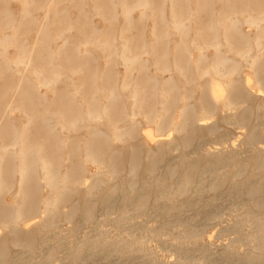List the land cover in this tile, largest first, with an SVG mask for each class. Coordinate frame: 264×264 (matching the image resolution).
I'll return each instance as SVG.
<instances>
[{
    "label": "bare ground",
    "instance_id": "1",
    "mask_svg": "<svg viewBox=\"0 0 264 264\" xmlns=\"http://www.w3.org/2000/svg\"><path fill=\"white\" fill-rule=\"evenodd\" d=\"M17 1L22 7L21 18L33 19V0ZM57 4L58 1H55L47 5L46 21L39 28L44 39L48 38L50 29L49 12H53ZM184 5L182 0H161L159 4L154 3V0H78L73 3L80 15L97 16L108 26L118 18L123 19V29L128 35H125L127 32L122 34L118 42L103 38L92 44L86 40L82 46H77V53L87 54L88 47L94 45L105 55L107 68L122 65L125 72L121 88L127 92V96L122 98L116 84L105 88L108 84L107 73L90 74L82 65L67 72L64 60L48 69L51 70L50 75L44 69L30 73L29 82L33 88L43 86L53 89L59 82L69 80L72 90L67 94L73 99L79 96L83 98L82 109L87 112V117L83 113L71 117L69 111L62 108L36 113L25 109L21 104L17 109L26 119V129H30L36 120L41 121L46 137L54 139V149L57 151L67 147L63 131L82 126L84 129L86 119L97 123L103 116L106 117L110 133L97 126L87 128L89 139L80 146L82 156L78 155L75 160L78 169L72 167L74 161L71 160L70 166L63 171L64 163L60 158L53 160L42 144L26 138L24 130L18 131L14 127L11 129L12 148L0 146V225L12 237V242L8 244L0 237V264L10 257L25 261L34 259L33 241L21 238L30 233L31 226H44L48 231H56L58 220L63 215H67L68 220L75 217V209L62 212L61 206L71 189L70 185H82V175H78V170L86 173L89 164L97 167V170L93 173L90 186L83 189L90 205L84 220L86 224L92 223L95 206L102 204L107 215L102 223L114 222L115 232L98 224L93 234H82L75 240H68L58 234L57 242L50 246V251L39 256L41 264H53L54 250L59 248L66 250L62 264H85L94 256L104 258L128 253L148 252V256H154L153 251L145 248L154 235L150 233L154 231L146 229L140 239L134 235L135 232L128 231V228L124 231L126 233H119L122 224L129 223L131 213L123 211L116 218L110 219L108 215L111 212L107 210L110 207L109 199L98 195L102 189H107L110 197L121 195L122 207L133 204L136 212L154 197L158 203L163 204L165 213L169 214L175 207L176 199L191 193L215 195L228 182L229 190L219 192V195H245L246 200L232 227L239 235L228 248L227 254H239L238 248L242 244L248 250L239 259V264L264 262V146H260L264 143V132L259 128V122H256L264 115V0H247L240 13L230 11L231 14L221 13L216 17L211 15L201 28L197 27L199 11L186 10ZM136 11L139 14L137 19ZM144 22L152 24V39L149 43L137 36L138 24ZM245 25L253 28V35L243 31ZM1 28L9 31L10 35L0 38V59L12 72L18 73L26 64L27 49L25 45H16L14 42L19 26L11 13L4 14ZM72 29L71 23L67 30ZM97 32L96 29L93 31L96 35ZM194 32L195 36L192 35ZM64 35L65 32H62L59 37ZM172 36L177 38L173 40ZM162 44L167 47L166 51L162 55H156V48ZM63 45H67V41ZM171 45L173 46L170 47ZM12 47L21 51V57L17 60L8 55ZM148 54L156 56L151 61ZM150 64L153 68H150ZM245 65L249 69V77H242ZM165 73L169 74L166 79L163 78ZM74 78L82 79V82L76 83ZM86 84L91 92L83 97ZM255 88L256 92L253 90ZM197 90L201 93L198 106L191 103ZM101 98L108 104L98 109ZM139 116L146 125H154L158 132L154 150L148 155L150 163L142 169L141 159L133 150L129 168L123 172V181L110 189L106 184L123 175L121 160L117 153L107 159L100 146H111L116 140L127 141L131 138L138 129ZM212 116L220 118L219 124L241 129L238 132L240 148H199L197 154L188 156L186 150L196 137L213 135L218 130V123L208 121ZM252 117L256 118L254 123L251 122ZM120 122L124 126H120ZM166 129L173 132L172 137L165 134ZM165 150H176L178 154L173 162L168 161L169 164L164 167L161 165L163 168L159 169L162 171L160 172L156 165L157 153ZM242 153L247 155L244 160L241 159ZM15 180L17 200L5 203L2 200L3 193L12 189ZM42 188L48 191V196L44 199H40L39 195ZM37 210H42L46 217L40 223L30 222L23 226L26 214ZM186 222L188 223L187 220ZM181 225L183 224L176 229L174 239V245L180 254L178 264H184L195 250L193 247H185L184 243H196L201 239V232L195 229L194 224V228L188 224ZM245 227L248 230L243 235ZM160 231L167 229L162 227ZM9 245L17 248L18 253L12 255ZM201 252L204 257H209L207 248H202Z\"/></svg>",
    "mask_w": 264,
    "mask_h": 264
},
{
    "label": "rangeland",
    "instance_id": "2",
    "mask_svg": "<svg viewBox=\"0 0 264 264\" xmlns=\"http://www.w3.org/2000/svg\"><path fill=\"white\" fill-rule=\"evenodd\" d=\"M55 1H58V4L53 12H49L50 16L48 18V23L50 22V29L47 36L48 38L44 39V36L39 32V28L41 24L46 21L45 15L47 12V5L49 3H54ZM77 1L78 0H33V4L31 6L33 19H22V7L19 1L0 0V38H2L3 35H10L9 31H5L4 29L2 30L1 28L2 24L4 23V14L6 12H9L15 17L16 23L19 26L18 31L14 36V42L16 43V45H25L27 49V53L25 54L26 64L25 66H23V68H21V73L12 72L6 66L5 62L0 59V146L3 145L5 147L12 148L10 134L13 127L18 131L24 130L27 133L26 138L30 141L42 144L46 149L48 155H52L53 160L54 158H60L63 161V171H65L70 166L69 162H71V160L74 161L73 163L71 162L72 167L78 169V164L75 163V160L77 159L78 155L82 156V150H80V146L89 139V132L87 128H93L97 126L98 128H101L110 133L106 117L103 116L100 122L97 123L95 121H90V119H86L84 122V129L82 126L81 128L75 130H64L63 137L67 142V147L62 148L59 151L55 150L54 139L52 137H46L44 128H42L41 126V121L36 120L34 125L30 127V129H26V119L22 112H20L17 108L21 104H23L22 106L25 109H30L36 113L43 112L46 109L62 108L67 109L71 117L77 115L78 113H83V116L87 117V112H85L84 108L82 109V105H84L83 98L79 96L73 99L69 94H67L68 91L72 90V86L69 80L59 82L53 89H46L43 86L33 88L32 83L29 82L30 73L34 70L39 69H44L46 72L48 69L56 67L58 65L56 63H61L64 60L66 67H68L66 69L67 72L69 71V69L76 68L82 65L85 66L90 74L94 73L103 75L104 73H107L108 84H106L105 88H110L116 84L117 90L119 91L122 98L125 99L127 96V92H125L121 88L124 81L123 77L125 72V69L122 65L119 64L117 66L114 65L111 68H107L105 65V55L103 54L101 49L94 47V45L88 47L87 54H81L83 52L77 53V46H82L81 44L86 40H89L92 44L97 43L103 38H109L111 40L113 39L118 42L122 34L127 32L125 31V29H123V19L118 18L112 24L113 26H108L103 22L102 19L97 16L91 17L88 15L86 17V15H80L73 6V3H76ZM160 1L161 0H154V3L159 4ZM186 1L187 4L185 3ZM206 1L182 0V4H185L184 6L186 10L188 9L199 11L200 17L198 19L199 25L197 24L198 28H201L211 15H214L216 17L220 16L221 13H240L244 8L245 3L247 2V0ZM168 10L169 8L167 6L166 11ZM138 16V11H136L135 19H137ZM71 23L73 24V29L68 31L67 29L69 28ZM138 25L139 35L137 36L149 43L152 39V24L150 22H144L139 23ZM95 29L98 31L97 35L93 33ZM243 31L251 35H253L254 33L253 28L247 25L243 27ZM62 32H65V35L60 38L59 35H61ZM125 35H128V32L125 33ZM192 35L195 36V32L192 33ZM176 38V36H172L173 40H175ZM64 41H67V45L65 46L63 45ZM172 46L173 45H171L170 47ZM166 49L167 47L164 44L158 46L155 50L156 55H162L166 51ZM20 52V50L12 47L9 50L8 55L10 56V58L17 60L21 57ZM156 55L148 54V58L152 61ZM150 68H153L152 64H150ZM47 73L48 75H50L51 70H48ZM168 76L169 74L165 73L163 75V78L166 79L168 78ZM243 76H250L249 69L246 67V65L244 66L242 71V77ZM74 79L76 83H80V81L82 80L77 78ZM84 90L85 93L83 97H87L89 95V92H91V89L86 84ZM253 90L255 92L257 91L256 88ZM200 94L201 93L199 90L195 91V95L191 100V103H194L198 106L197 101L200 97ZM48 99H50V101ZM107 104V101L101 98V100L98 101V109L105 107ZM138 119V121H140L138 124V129L136 133L127 141L116 140L111 146H100L107 159L115 153L120 156V167L122 173L127 171L129 168V165L132 161L133 150L136 151L141 159L142 169H145L150 163V159L148 158L149 152L151 150H154V141L158 139V132L156 131L155 126L149 124L146 125V123L141 120V117ZM208 121L211 123L219 124L220 122L218 121H220V118L218 116H212ZM255 121L256 118L252 117L251 122L254 123ZM256 122H259V128L264 132V115L260 118V120H257ZM120 126H124V123L120 122ZM240 130L241 129H233L231 126L221 123L219 124L216 133H214L213 135H209L210 137L208 135L202 138L196 137L192 142L191 147L186 150V153L188 154V156L192 157L193 154H197L199 150L203 148L230 149L232 146H234L239 149L240 141L238 138V132ZM165 134H170V137L173 136V132L170 129H166ZM226 139L228 140V142H225ZM260 146L263 147L264 143ZM176 152V150H165L163 152L157 153L156 165L158 170H161L162 166L164 167V165H167L168 161L169 163L173 162L175 160V156H177L178 154ZM174 153L176 154L174 155ZM246 156V153H242L241 159L244 160V157ZM203 162H205V160ZM217 167H219V165H217ZM96 170L97 167L91 164L87 165L86 173L85 171L78 170V175H82V185L80 186L81 188L78 186L75 187V184L72 183L70 185V191L65 195V201L61 206V210L62 212L64 210H66V212H71L72 209H75L77 213L72 220H68L67 215H63L58 220V229L56 231H48L44 228V226H31L29 228L30 233L27 236L21 237L25 239H31L33 241L34 259L25 261L19 260L18 258H16L15 260L13 259V257H10L7 258L3 264H41L42 261L39 256H43L50 251V246L57 242L58 234L67 237L68 240H75L76 237L79 238V236L81 237L82 234H93L95 227L98 224H103L105 229L115 232L114 222L109 221L107 223H102V220L107 216L105 213L106 209L102 206V204L99 205L98 203L97 206H95L92 223L86 224L84 220L85 213L89 210L90 205L87 202V195L85 194V191L83 189L90 186L93 173H95ZM124 176L125 174L123 173V175L112 180L111 182H108L106 186H108V188L110 189L113 188L115 185L120 184L123 181ZM11 187L12 189L9 188L3 193L2 200L5 203H11L17 200L16 180L15 182H13ZM229 187L230 183L228 182L222 187V189L217 191L215 195H211L210 193H205L206 195H198V193L184 195L176 199V208L174 207L172 209L173 211L169 214L165 213L163 204L158 203L154 197H151L150 200L147 201L144 208L136 212L133 210V204H129L125 208L122 207L121 195H113L110 197L107 189L100 190L98 195L103 196L104 199H109L108 203L110 207L107 210L108 212H111H109L110 214L108 215L110 219L116 218V216L123 211L131 213V219L129 220V223L122 224L121 228L118 230L119 233H126L124 231L128 228V231H133V233L135 232L134 235H136V237L140 239L143 234H145L146 229L151 228V232L154 231L153 233H150V235H154L151 238L149 244L145 246L146 250L149 251L150 249L151 251H153L154 256H148V252L134 254L128 253L122 256L113 255L104 258L100 256H94V258L92 257L93 259L90 258L89 260H87L85 264H178L180 260V254L174 245V239L176 236L175 231L177 228H180V224H188L189 227H195L196 230H199L201 232V239L199 240V242L194 243L192 241L188 244L184 243L185 247L187 248H195L192 256L190 258H187L184 264H239V259L248 250L247 247L241 244L238 248L239 254L237 255H228L227 250L239 235L235 230L232 229V227L237 219V216L240 214L241 207L245 203L244 200H246V196L242 195L240 197V195H219V192H223L225 190L227 191L229 190ZM209 194L211 195V198L209 197ZM39 195H41L40 199H44L48 196V191L45 188H42ZM156 196L158 197L159 195ZM204 201L206 203H204ZM44 215L45 213L42 212V210L27 213L23 220V226H27L30 222L40 223V221H42L46 217ZM186 220L188 221V223L186 222ZM162 227H166L167 231H160ZM247 230L248 228L245 227L242 232L243 235L247 233ZM75 234H78V236H76ZM0 237H2L3 240H5L8 244L12 242V237L6 234L4 227L1 225ZM9 248L11 249L12 255H14L15 252L16 254L18 253L17 248H12L11 245H9ZM202 248H207L209 252L208 258L204 257V255L202 254ZM65 254L66 250L64 248L54 250L55 260L53 259V264H62L64 262ZM72 264H79V262H72ZM262 264H264V262Z\"/></svg>",
    "mask_w": 264,
    "mask_h": 264
}]
</instances>
